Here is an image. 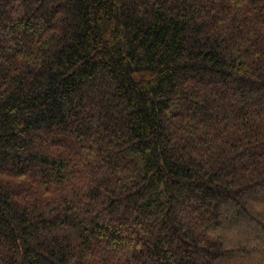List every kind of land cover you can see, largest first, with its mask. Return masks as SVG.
Wrapping results in <instances>:
<instances>
[{
    "label": "trees",
    "instance_id": "1",
    "mask_svg": "<svg viewBox=\"0 0 264 264\" xmlns=\"http://www.w3.org/2000/svg\"><path fill=\"white\" fill-rule=\"evenodd\" d=\"M0 264H264V0H0Z\"/></svg>",
    "mask_w": 264,
    "mask_h": 264
}]
</instances>
